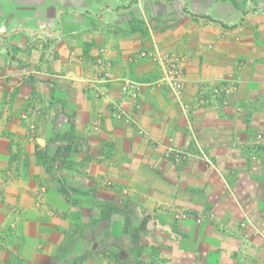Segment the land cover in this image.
Listing matches in <instances>:
<instances>
[{
  "label": "crops",
  "instance_id": "0c3cea01",
  "mask_svg": "<svg viewBox=\"0 0 264 264\" xmlns=\"http://www.w3.org/2000/svg\"><path fill=\"white\" fill-rule=\"evenodd\" d=\"M154 46L187 58L180 101L137 58ZM224 83L227 105L194 107ZM258 133L264 0H0V264H264Z\"/></svg>",
  "mask_w": 264,
  "mask_h": 264
},
{
  "label": "built area",
  "instance_id": "2783aa9c",
  "mask_svg": "<svg viewBox=\"0 0 264 264\" xmlns=\"http://www.w3.org/2000/svg\"><path fill=\"white\" fill-rule=\"evenodd\" d=\"M137 58L149 61L154 64L160 72V76L156 81L157 84L168 88L173 93L175 98L180 101L183 94V83L185 79V66L187 64V58L174 52L159 49L157 46H154L151 50L141 51L138 53ZM92 73L93 80L96 83L102 84L110 82V63L104 54L97 56L93 60ZM234 90V85L230 83L201 88L195 97L194 107H214L217 105L225 106L227 105L228 95ZM121 91L126 98L128 97L135 99L136 97L135 84L128 79L121 83ZM187 109L188 107L184 108L185 111H187ZM139 110L140 105L138 103H134L131 114H126L120 106H117L113 110V115L119 121L132 123L133 115ZM32 128L33 126L30 125V129ZM137 133L141 136L144 135L142 131H138ZM250 149L251 159L253 160H256L257 157L264 153V133L256 134L250 145ZM196 156L206 166H212L211 161L202 151H200ZM191 158H193V155L188 151L179 150L172 147L165 148L163 152V159L172 163L173 165L187 163ZM2 181L0 182V193L2 191ZM172 214L175 220H183L188 215L186 211L175 208L172 210ZM195 220L197 223H200L203 221V217L198 215ZM241 226L243 227L244 225ZM104 264L118 263L106 262Z\"/></svg>",
  "mask_w": 264,
  "mask_h": 264
},
{
  "label": "trees",
  "instance_id": "16d2710c",
  "mask_svg": "<svg viewBox=\"0 0 264 264\" xmlns=\"http://www.w3.org/2000/svg\"><path fill=\"white\" fill-rule=\"evenodd\" d=\"M65 151V150H64ZM64 155H65V153H64ZM61 158H59V159H55L54 160V162H55V164H57V166H62V164H64V163H62L61 161L62 160H60Z\"/></svg>",
  "mask_w": 264,
  "mask_h": 264
}]
</instances>
